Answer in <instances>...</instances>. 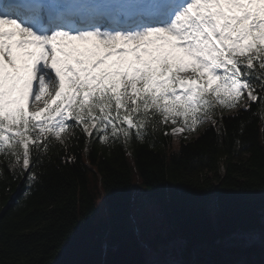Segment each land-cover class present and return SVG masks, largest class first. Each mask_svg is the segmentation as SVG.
I'll use <instances>...</instances> for the list:
<instances>
[{
    "label": "snow or ice",
    "instance_id": "1",
    "mask_svg": "<svg viewBox=\"0 0 264 264\" xmlns=\"http://www.w3.org/2000/svg\"><path fill=\"white\" fill-rule=\"evenodd\" d=\"M244 101L264 113V0H0V157L14 176L33 181L69 132L127 149L168 124L219 127L217 109Z\"/></svg>",
    "mask_w": 264,
    "mask_h": 264
},
{
    "label": "trees",
    "instance_id": "2",
    "mask_svg": "<svg viewBox=\"0 0 264 264\" xmlns=\"http://www.w3.org/2000/svg\"><path fill=\"white\" fill-rule=\"evenodd\" d=\"M247 103L218 108L219 127L176 138L168 124L127 149L69 132V149L54 140L33 181L0 157V264H264V113ZM137 189L166 241L142 246Z\"/></svg>",
    "mask_w": 264,
    "mask_h": 264
},
{
    "label": "rangeland",
    "instance_id": "3",
    "mask_svg": "<svg viewBox=\"0 0 264 264\" xmlns=\"http://www.w3.org/2000/svg\"><path fill=\"white\" fill-rule=\"evenodd\" d=\"M32 107L34 109L36 106L33 105ZM208 122L209 121L205 123ZM171 127L175 126L171 125ZM173 136L176 138L182 137L183 133H176L173 134ZM135 201L136 205L134 208V223L137 226L136 234L139 237L142 246L146 247L148 243H156L157 245L158 243L154 239L158 235L166 241L167 226L162 214L158 210V207L152 201H150L140 189H137L135 192ZM173 245V242H170L168 247ZM163 246L166 247V244ZM159 248H161V246H159ZM237 264L245 263L242 260H239Z\"/></svg>",
    "mask_w": 264,
    "mask_h": 264
}]
</instances>
